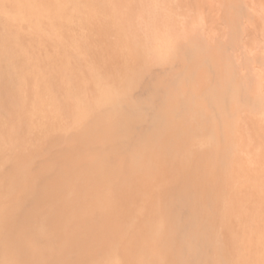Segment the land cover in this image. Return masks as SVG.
Masks as SVG:
<instances>
[{
    "label": "rangeland",
    "instance_id": "374dc122",
    "mask_svg": "<svg viewBox=\"0 0 264 264\" xmlns=\"http://www.w3.org/2000/svg\"><path fill=\"white\" fill-rule=\"evenodd\" d=\"M188 1L0 0V191L10 187L0 225L22 198L44 194L60 230L69 208L87 233L75 264H175L187 224L189 238L209 237L218 264H264V109L253 100L264 78L252 73L264 74L253 61L264 31L248 0H232L248 11L226 12L238 28L218 18L220 41L218 30L206 37ZM243 31L257 42L248 52ZM226 76L248 88L212 109L207 91ZM182 101L199 109L153 142L157 110Z\"/></svg>",
    "mask_w": 264,
    "mask_h": 264
},
{
    "label": "bare ground",
    "instance_id": "6f19581e",
    "mask_svg": "<svg viewBox=\"0 0 264 264\" xmlns=\"http://www.w3.org/2000/svg\"><path fill=\"white\" fill-rule=\"evenodd\" d=\"M215 1L216 0H214V2ZM217 1H219L218 3H219L220 7H218V5H215V3L213 4L212 3L213 0H209L207 2L204 0H189L188 3H191V5L188 6V4H187V7L191 8L190 10H192L193 8L196 10L197 13H195L196 15L194 17H196L198 14L197 18H199V20H196V21H199L201 23L200 24L198 22L200 24L201 29L204 31V33L208 32L207 33L208 35L206 34L207 35L206 37H208V36L210 37V35L213 36L212 35L213 33H211L209 35V31L214 32V35H216L217 32L219 31L218 32L219 37L218 36H215V37H217L216 39L220 41V35L222 34L221 32L224 29L219 30L220 28H218V26H217V25H219L217 23L219 21H221L222 23H223V21H227V22L230 21L229 23L234 26L235 17H234V20L228 18V16L226 15V12H228V14H231V15L234 12L235 15L238 14V16H242L241 13H245V15H246L248 13V11H252V13L249 12V14H251V15L247 16V18L249 19V17L250 18L254 17L253 18L254 20H251V21H254V23L251 22V24H255V27L257 28V30H259L258 27L261 24L260 25V26H262L261 29H263L262 31H264V28H263L264 27V0H248V2L246 0H244V3L246 1L247 5H248V6H246L248 8L247 12H244L243 8L241 7L242 6L241 4H243V3H241L242 1L239 2V0H237V2H239L241 6L239 5V3L230 5V2H232V0L231 1L230 0H217ZM228 1H229V3H228ZM208 2H210L211 4H209ZM233 2H235V0ZM228 5H230V7ZM190 10H188V11L192 12ZM230 11H233V12L229 13ZM252 15H253V17H251ZM243 16H244V14H243ZM218 18H219V20H217ZM226 18H227V20H226ZM241 18H240V21L242 20ZM247 18H245V19L247 20ZM195 19H192L193 21L189 19V20H187L188 22L186 20H184V21L187 22V23L186 22L185 23L188 26L194 27L195 25H198L196 23ZM216 20H217V22H216ZM246 20H245V22H246ZM215 22L217 23L216 24L217 27L215 26ZM247 22H249V20ZM180 23H179V25H180ZM229 23H227V25ZM181 24L183 25L184 23H181ZM240 24H241V22H240ZM243 24L247 25V23H243ZM249 24L247 26L250 29ZM227 25H225V27H224L225 29H226ZM236 26H238V25H236ZM236 26H234V28H238ZM190 27H187V28L189 29ZM221 27H223V26H221ZM229 27H230V25L228 26V28ZM234 28H232V29H234ZM243 28H242V30H243ZM198 29L200 30V28H198ZM214 30H216V31L218 30V31L216 32ZM250 31L252 33V29H250ZM239 32H242V31H239ZM243 32L245 33V31H243ZM254 32H255V30H254ZM254 32L252 34H255ZM246 33H245V37L247 36V39H246L245 43H248V41H249L248 39L250 38V36L248 34L249 32H246ZM203 34H201V35H203ZM241 34H243V33H241ZM256 34H257L256 35L257 39L261 38L262 39L261 42L263 43L264 37L262 38V36L261 37L259 36V35H262L263 33L261 34L260 32H256ZM258 37H260V38H258ZM243 39H245V38L243 37L242 40ZM250 42H252V41L250 40L249 45L246 44L247 46H245L247 49L246 50L247 52L249 50V47H251L250 45L253 46V44L257 43V42L255 43V39H254L253 44ZM257 44L260 47L258 48L255 45L259 49V51L256 50L257 48L254 50L255 51L254 54H256V56L254 55L253 61L255 62V64L258 63L257 65H259L264 61V45L262 44V46H261V43H259V42ZM235 45H236V43H235ZM260 49H261V54L259 55L258 53L260 52ZM256 52H258V53H256ZM168 53L169 52L164 54L165 58H169L171 56ZM186 55H187V58H189V59L192 58V54L190 52H187ZM253 66H254V64H253ZM263 67L264 66H262V68ZM257 68H258V66L255 68L256 70L253 69L254 71H252V73L254 76H256V79H258L259 84H261L262 78H264V76H263L264 74L261 71H259ZM262 68H261V70H262ZM226 79H227V76L221 78L219 83L216 86H214V88H211L207 91V92H209L208 98L210 100L209 102L211 103L212 109L216 108V109L226 110L225 108L227 106H235L237 103H240V101H241L240 98H241V96H243L242 93L246 92V90L248 88V85L241 80L238 81L237 79H235V80H233V79H227L226 80ZM262 84H264V83L262 82ZM256 87L254 89L256 91H254V92H256L257 96H256V98L254 96L255 99H253V100H254L255 105L254 104L253 105L256 107V109H264L263 108L264 107V105H263L264 99L262 97V95L264 93L262 91H264V90L260 91L261 89L257 87L258 89H260V90H258V89H256ZM263 87H264V85H263ZM261 88H262V86H261ZM261 106H263V107H261ZM151 109H154L153 111H155L156 109H159V107L156 106L155 104H153L151 106ZM192 109H199V107L195 103H191L190 101H188L187 104H185V102L182 101V103L179 106L171 109V112L169 115H167V113L164 112L162 109L157 110V116L154 118V120L152 119V122H151L152 123L151 125L153 126V131L157 133V136H156V133H154L155 138L153 139V142H155L157 140L161 141L162 138L164 140L165 138H164V135L162 133L164 132V134H165L166 129H168L166 131L169 133V130H171L170 128L174 127L178 120H182V121L186 120V122H187V116L186 115ZM219 111L220 110H218V112ZM225 113H227V112L225 111ZM179 127H182V124ZM160 133L163 135V137ZM158 134L162 138H158V137H160V136H158ZM167 138H166V140H167ZM165 142H168V140ZM166 144H168V143H166ZM158 145L161 146V144H158ZM164 147H166V145ZM19 160H17V161H19ZM2 189L3 190L0 191V200L3 199L4 192L7 191L8 189H10V187H9V185H5L4 188H2ZM8 196H10L9 197L10 200H12L14 197V201L16 202L17 205H19L17 203V198L11 193V191H9ZM31 197H34V199H31ZM31 197L25 196V198H22L19 210H17L18 209L17 208L15 214L11 213L10 215H8L3 220L2 224L0 225V228L2 231V232H0V234H1V238H0V264H21V263L27 264V261H29L30 258L33 259L32 264H72V263L75 264V261L70 260V257L72 258V257L76 256L77 255L76 253H79V249L82 246V243H80V241L82 239V233L84 231V229L82 230V228H81L82 225L79 226L80 228H78V226H75V224L73 222H71L72 211H71V209L66 208L65 218L62 221V224L63 225L66 224L67 228L64 230H60V227H57V224H56L58 222V219H49L51 216L54 215V213L51 212L47 216L44 212V209L42 207V202L46 198V197H44V194H42V195L40 194L39 197L38 196H31ZM187 204H188L187 200L186 199L183 200L182 205H187ZM70 206H72V205H70ZM72 219H73V217H72ZM52 220L54 221L53 222L54 223V226H53L54 229L50 228V224L52 223ZM73 221H74V219H73ZM188 226L189 225L187 224V225H183L179 228V231H181V232H183V230L186 231L184 234L187 237L185 240L184 246L182 247L181 251L178 252V254H180L179 259L181 261H183L185 258V255H186L187 260H186L185 264H218L217 261L214 259L215 257H213L211 254V252H212V245L211 244L212 243L210 242L211 240H209V237H207L203 233H199V231L197 229H195L194 231L192 230V236L189 238V235H188L189 229L187 228ZM84 234H85V236H84ZM86 234L87 233H83V238L87 236ZM30 237H33L34 239L39 240V241H47V242L53 244L54 245L53 247L55 248V250L53 252H51L50 257L48 256V254H46L44 252V250H42V249L39 250L36 247L32 246L29 242ZM84 240H85V238H84ZM87 241L89 242V240H87ZM87 241H86V243H88ZM81 242H83V239ZM178 254H176V255L178 256ZM175 258H174V262L176 261ZM70 261H72V262H70ZM177 261L179 262V260H177ZM172 262L173 261H171V263ZM176 262H175V264H178V262L177 263ZM180 262H179V264H180Z\"/></svg>",
    "mask_w": 264,
    "mask_h": 264
}]
</instances>
